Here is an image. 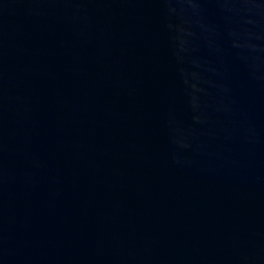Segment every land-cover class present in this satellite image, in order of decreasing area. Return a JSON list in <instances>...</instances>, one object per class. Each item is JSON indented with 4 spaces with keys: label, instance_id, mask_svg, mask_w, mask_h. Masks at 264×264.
Masks as SVG:
<instances>
[{
    "label": "water",
    "instance_id": "water-1",
    "mask_svg": "<svg viewBox=\"0 0 264 264\" xmlns=\"http://www.w3.org/2000/svg\"><path fill=\"white\" fill-rule=\"evenodd\" d=\"M0 264H264V0H0Z\"/></svg>",
    "mask_w": 264,
    "mask_h": 264
}]
</instances>
